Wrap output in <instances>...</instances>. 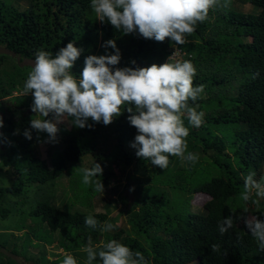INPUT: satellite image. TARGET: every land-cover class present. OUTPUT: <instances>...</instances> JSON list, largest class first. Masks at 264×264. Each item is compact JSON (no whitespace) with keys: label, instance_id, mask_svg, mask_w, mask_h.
<instances>
[{"label":"trees","instance_id":"1","mask_svg":"<svg viewBox=\"0 0 264 264\" xmlns=\"http://www.w3.org/2000/svg\"><path fill=\"white\" fill-rule=\"evenodd\" d=\"M0 48L9 52L0 53V154L16 177L0 188V214L24 215L15 233L27 229L22 247L40 249L27 261L264 264V0H0ZM91 82L97 89L80 91L70 128L51 127L53 112L33 104L51 88L71 100ZM32 107L61 143L48 160ZM153 117L152 131L139 124ZM87 157L103 167L92 198L75 202L93 208L107 194L104 213L30 199L32 186L54 184ZM124 179L119 199L102 193ZM200 193L210 199L193 212ZM120 202L122 225L110 217ZM15 233H0V264H19L1 249L24 255ZM53 240L62 252L51 261Z\"/></svg>","mask_w":264,"mask_h":264},{"label":"rangeland","instance_id":"2","mask_svg":"<svg viewBox=\"0 0 264 264\" xmlns=\"http://www.w3.org/2000/svg\"><path fill=\"white\" fill-rule=\"evenodd\" d=\"M16 5H20L21 8H26L28 7V4L25 2H22L20 4H16ZM244 10H246L247 12H251L254 11L255 13H259V11L255 10L253 7H250V5H245L244 6ZM178 22L180 23L181 20H178ZM117 40H111L109 42V45H114V43ZM178 52V51H177ZM0 53H9L7 50L5 49H1L0 48ZM172 59V58H171ZM171 61H169L168 66L169 67H173V65H171ZM20 65L21 66H30L32 67L35 71H40V69L38 68L36 62L31 61V60H24V61H20ZM30 67H25L24 68V73H28V74H33L35 75L34 70H32ZM58 72V74L56 75L59 78H64L66 80H73L74 77L71 73L70 70H64L62 71L61 69H57L56 70ZM62 71V72H59ZM127 74L123 71L121 73H119L118 77L123 78L125 80V76ZM115 77V78H118ZM126 82V80L124 81ZM135 79L133 78L131 80V84L129 86H127L128 90H131V85L134 84ZM98 85L96 84V82H91L88 84V86L84 87V88H79L77 89V92L75 93V95H73L70 99H65L62 98L63 94H64V88H61L59 91H57L56 89H49L47 93H45L44 95H41L38 99V101L34 102L33 104L35 105H39L41 106V108H48V110L52 111L54 116L52 119V123L50 124L51 127L54 126L55 128H59L61 125H64L67 128H70L72 125V121L70 116L74 113V103L76 100V97L78 96L79 93L82 92H86L89 95L93 94V92H95V89H97ZM75 89V87H72V89ZM133 91V90H132ZM42 99L45 100L43 103ZM43 104H45L46 106H44ZM162 109V108H161ZM163 111H166V109H162ZM31 112L35 113V117H36V124L34 125V129L36 132L40 133V131H42V136H41V140H36L35 142L37 143V150L38 153L40 155L41 158L48 160V150L49 149H54L55 147L61 145V143L57 140V131H54V129L51 130V128H49V132L48 129H46V127L44 126L46 121L48 122L49 120L45 117V115L39 113L36 109H34L32 107L31 111L29 112V114H32ZM39 123V124H38ZM156 119L153 118H140L139 119V124L141 126H146L148 130L153 129V125L156 124ZM146 130V129H145ZM51 132V133H50ZM154 133V131L152 132ZM148 132L144 131V129H141L139 135H138V139L141 141L145 138V136H147ZM94 165V168L92 167ZM103 167V164H101L100 166H96L94 160H92V157H87L84 159V162L81 165H74L71 164L68 172L65 173V175L60 178L57 182H55L54 184L52 183H48L45 185H37V186H32L29 190H30V199H35V200H44L48 197H54L56 198V200H54V202L59 205V206H63L65 209L68 210H72V211H80V212H88V213H104L105 212V207H104V203L105 201L108 202V199L110 198L106 192H111L114 196V198H118V194L122 191L123 187L126 184V179L118 182L120 183V185L116 182H111V184L107 187V188H103L101 191L102 193H105L106 195H101V197H94L92 199V204H93V208H90V203L91 201L88 199L92 198V195H90L89 193L92 191H95L96 187H95V183L98 181L96 178V172H100L101 169ZM91 170H94L92 173ZM94 174V175H93ZM16 182V177L11 169V167L7 164L6 160L1 156L0 154V188H9L11 187L13 184H15ZM77 183H80V185ZM118 185L121 186L118 190V192H115V188H118ZM78 194H83L85 195L88 199H84L82 203V201L79 202H75V198ZM124 195L127 197L128 200V204L131 205L134 203L135 201V197L134 195L130 192L129 189L125 190ZM104 199V203L101 201V199ZM119 199V198H118ZM210 199V197L208 195L205 194H195L193 196H191V201H190V206L193 212H200L203 209L204 204ZM8 201L11 203L12 201L8 199ZM89 201V202H88ZM75 202V203H74ZM88 202V203H87ZM72 203H74L72 205ZM1 205V203H0ZM5 207H7V204L4 205ZM89 206V207H88ZM125 205L120 202L118 205V209L113 210L110 217L111 220L115 221V223L117 222V224H121L122 225V221L124 220V224H125V220H126V216L122 217V212L124 211ZM1 209V208H0ZM121 218V219H120ZM24 224V215H14V214H10L8 217L6 218H2L1 214H0V233L3 232H14L15 233V229L19 228L20 226H22ZM30 224H33L31 219H28L26 222V226H29ZM111 227V225L108 224V227ZM112 230V228H110ZM27 229H22V231H16L19 235H17L15 233L16 236H21V238L19 239V243L18 246L19 248H21V252L25 255H20L17 256L15 254H13L11 251H5L3 249H1V251L3 253H5V255L16 259L17 262L19 264L25 263V264H34L32 261L30 260H26L25 257L30 258L31 256H36L39 255L40 249H34V248H23L22 247V242H25L26 238H22L24 236V232ZM46 231V230H44ZM43 231V232H44ZM54 236V235H53ZM56 239L58 241V236L56 234ZM16 241H18L15 238ZM49 241L50 244H52V246H46V250H47V259L53 261L56 260V252H62L61 249H58V247L55 244V240ZM13 248V246L11 247V249ZM54 253V254H53ZM57 254V253H56Z\"/></svg>","mask_w":264,"mask_h":264},{"label":"water","instance_id":"3","mask_svg":"<svg viewBox=\"0 0 264 264\" xmlns=\"http://www.w3.org/2000/svg\"><path fill=\"white\" fill-rule=\"evenodd\" d=\"M122 224H124V220L122 221Z\"/></svg>","mask_w":264,"mask_h":264},{"label":"clouds","instance_id":"4","mask_svg":"<svg viewBox=\"0 0 264 264\" xmlns=\"http://www.w3.org/2000/svg\"><path fill=\"white\" fill-rule=\"evenodd\" d=\"M175 56L173 55L172 58H174Z\"/></svg>","mask_w":264,"mask_h":264}]
</instances>
